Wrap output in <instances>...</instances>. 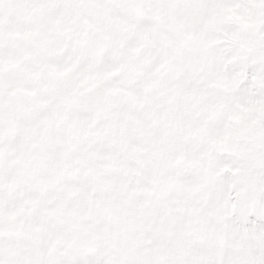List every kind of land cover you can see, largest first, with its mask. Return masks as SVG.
<instances>
[{"label":"snow or ice","instance_id":"6c2138e0","mask_svg":"<svg viewBox=\"0 0 264 264\" xmlns=\"http://www.w3.org/2000/svg\"><path fill=\"white\" fill-rule=\"evenodd\" d=\"M0 264H264V0H0Z\"/></svg>","mask_w":264,"mask_h":264}]
</instances>
